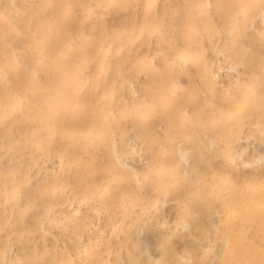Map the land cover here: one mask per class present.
I'll return each instance as SVG.
<instances>
[{
  "label": "rangeland",
  "instance_id": "374dc122",
  "mask_svg": "<svg viewBox=\"0 0 264 264\" xmlns=\"http://www.w3.org/2000/svg\"><path fill=\"white\" fill-rule=\"evenodd\" d=\"M143 1L130 0L125 4L124 1L119 3L112 0H69L67 10L65 0H0V20L3 21H0V58L22 60L19 68L10 70L13 62L8 60L10 64H2L0 70V96L4 94L0 97V264H161L160 258L164 259L163 264H264L263 115L257 122L259 124L246 120L237 131L232 130L236 132L235 137L228 127L230 133L219 134L220 142L214 146L209 145L208 139L203 140V135L192 136L187 144L193 149L214 151L210 161L214 168H207L206 173L194 176L195 184L182 173L183 162L177 163L176 159L162 158V154H158L160 147L157 143L166 144V133L170 129L161 131L159 127L156 136L144 147L137 137L146 135V131H115L114 120L107 122L102 130L104 133H98L101 128L98 125L104 122V113H113L123 106L128 113V124L135 126L134 120L138 116L135 113H139L134 109V104L143 99V89L150 88L148 79L153 75H134L137 60L149 62L153 57L157 66L165 45L158 41L166 39L173 47L164 50L168 59L166 64L171 66L173 49L181 48L183 43L177 31L170 29L168 23L181 15L189 0H156L155 10L147 8L146 11L148 15H152L153 11L158 12V17L163 20L161 32L151 38L144 35V40L139 38L133 44L127 40V47L118 52L121 48L116 39L120 31L127 32L129 25L140 22ZM218 1L210 3L214 12L220 6ZM222 2L226 5L221 12L225 16V29L230 30L234 19L238 25L244 26L242 29L249 38L245 45L252 49L250 56L254 65L259 64L251 71L259 74L260 63L264 59L261 55L264 38L260 36L264 26V5L260 13L259 9L247 7L240 0ZM66 11H69L68 16H64ZM45 12L48 15L45 16ZM47 24L52 31L39 39L34 29L38 25V28L41 25L46 28ZM27 26L31 31L30 38L25 34ZM110 39L116 41L111 42ZM84 41L93 46L82 50L79 46ZM194 43L196 45L191 46L192 50L200 51L199 43ZM203 43L204 56L200 57L202 60L205 58L203 64L208 68V77L212 78L213 91L210 94L206 92L207 88L201 86L192 75H175L174 80L182 81L183 86L174 97L176 107H179L178 103L183 104L193 97L197 98L198 104L209 102L217 108L232 107V97L228 98L223 88L232 86L235 89L234 84L238 83L239 78L245 81V70L243 66L226 61L229 58L227 53H220L205 40ZM104 44H109L110 49L105 56L106 74L100 75L99 62L103 59L100 50ZM241 44H237V47H242ZM40 50L47 56L43 54L38 64ZM63 51L68 57L67 62L59 58ZM76 58L85 61L81 74L73 71V63L78 61ZM168 62L171 64L168 65ZM40 64L42 67H39ZM35 68L40 70L38 80L34 77ZM171 68L175 70L174 65ZM128 71L130 73L125 78L124 74ZM246 74L249 75L250 71ZM188 79H192V82ZM70 81H75L77 85L75 91L78 93L75 96L71 90L73 82ZM58 86L63 91L59 88L60 92H56ZM8 89L13 91L9 94L10 98L9 95L5 96ZM26 91L28 94L24 103L16 101L10 104L15 94ZM110 92V100H115L113 106L116 104L113 110L103 103V97L110 96ZM78 99L85 100L80 109ZM56 104L59 109L54 107ZM33 105L37 108H33ZM12 109L17 111L12 113ZM259 111L263 112L264 108ZM56 113L58 116L62 114L61 117ZM155 114L154 119L146 120V124L144 122V126L148 128L153 123L164 122L166 114H158V110ZM180 114V111L174 114L178 125L183 122ZM240 115L230 113L228 118L233 120ZM88 118H92V126L81 132L80 126L87 124ZM30 120L34 121L33 124ZM26 121H30V124ZM37 122L39 125L35 124ZM74 125L75 128H72ZM87 138L93 141L89 142ZM102 138L104 141H101ZM10 141L16 145H11ZM112 142L116 145L120 143L119 150L123 153L118 160ZM172 144L177 145L175 142ZM171 163H177V166L170 167ZM162 164L167 165L163 173H158L157 180L152 179ZM117 168L121 169L118 176ZM108 184V193L104 195V187ZM43 186L47 189L44 190ZM33 197H39L41 202L38 198L34 203ZM185 212L189 214L186 221L183 218ZM15 220L19 221L16 223ZM17 233H22L21 237Z\"/></svg>",
  "mask_w": 264,
  "mask_h": 264
},
{
  "label": "bare ground",
  "instance_id": "6f19581e",
  "mask_svg": "<svg viewBox=\"0 0 264 264\" xmlns=\"http://www.w3.org/2000/svg\"><path fill=\"white\" fill-rule=\"evenodd\" d=\"M67 2V10H69V0H65ZM113 2H121L124 1V3H129L130 0H112ZM211 1L213 0H189V4L185 5L184 9L182 10V13L179 17H176L174 20H171L172 22H169L168 20V26L170 27V29H175L177 31V33L179 34V39L182 40V44H181V48L179 49H173V58H172V64L175 66V70L174 68L172 69L171 66H167V60L165 58V54H164V50L165 49H169L171 50L172 47V43H168V41H166V39H161V41L158 42H163L164 47L163 50H161V61H159V64L157 66H155L154 64V60L151 58L150 60H148L149 62H143L142 60H137V66H136V71L135 74H141L143 73L144 75H146L147 73H151L153 74L151 78L148 79V86L150 85V88L147 89L144 87L143 89V99L141 101H136V103L134 104V109L137 111V113L135 115H138L137 118L134 120L135 121V126L133 127V125H129L128 124V120L126 115L128 114L127 111L125 110L124 106L123 108H119L117 109L115 112H109L107 111V113H104V122L99 124L98 126H100V130L98 133H104L102 130L103 128L106 126L107 122L114 120V128L115 131H123L128 129L130 130H138L141 131V129L143 131H146L147 134L144 136H140L138 135V140H140V145L141 146H148L149 143L153 140V137L156 136L157 134V130L158 128L162 131V130H166V128L170 129L169 133H166L167 138H166V144L162 145L160 143H157V145L160 147L158 154H162L160 155L162 158H172L177 160L178 162H183V167H181V171L184 175H186L187 177H189V180L192 184H195L194 180L195 177L197 175H199V173H204L205 171H207V168H214L212 167L210 161L213 159V153L214 151H208L205 149H200L198 148V150L196 151L195 149H193L190 145H188L187 143L189 142L190 139H192V136H202L203 135V140L206 138L208 139V141L210 142L209 145L210 146H214L217 145V142H220V135H227L229 129L228 127L231 128V132H232V136L234 135L235 137V133L233 131H237L238 128H241L242 125L244 124L243 122L246 123V120L250 121V122H260L262 115L264 116V111L260 112L259 109L264 108V59H262L261 63H260V70L261 72L259 74L257 73H253L251 71L254 70V68L256 69V65H254V62L250 56V54H252V49L251 47H247L248 44L245 45V43H248L247 41L249 40V38H247V34L244 33V30L242 29V27H244L241 24H237L236 19H234L235 23L231 24L230 30L225 29L224 26V18L225 16L222 15V10L225 8V4L224 2H222V0H219V7L218 9H216V11L214 12V8H212V6L210 5ZM242 3H244L245 6L247 7H252L254 10L255 9H259L260 13H261V8L264 5V0H240ZM46 3V1L44 2ZM106 5V4H105ZM156 5V0H145L143 1L142 7H141V11H140V15H141V20L140 22L138 21V23L131 24L129 25L127 32H122L120 31L119 36L116 40L119 41V48H121L118 52H120L121 50H123V48L127 47V40H129L132 44L137 41L139 38H141V41L144 40V35H148L149 38H151L150 36H153L154 34H159L160 31V27H162V22L163 20L161 18L158 17V12L157 11H153L154 13L152 15H148L146 9L147 8H151L152 10H155L154 7ZM45 8V7H44ZM233 8V7H232ZM246 7H244L245 9ZM10 9V8H9ZM234 9V8H233ZM243 9V8H242ZM235 10V9H234ZM233 11V10H232ZM243 12V11H242ZM161 13V11H160ZM244 13V12H243ZM250 13V12H249ZM228 14V12H227ZM251 14V13H250ZM2 15V14H1ZM23 15V14H22ZM44 15V14H43ZM48 15V12H45V16ZM69 15V11L64 14V16H68ZM160 15V14H159ZM249 15V14H248ZM25 16V15H24ZM4 16H2L3 18ZM19 17V16H18ZM248 17V16H247ZM49 18V17H48ZM245 18V17H244ZM243 18V19H244ZM249 18V17H248ZM6 19V18H5ZM25 19V18H24ZM177 19V20H176ZM259 19V18H258ZM4 20V19H3ZM48 20V19H47ZM253 20V19H252ZM2 21V20H0ZM6 21V20H4ZM45 21V20H44ZM251 21V20H250ZM3 22V21H2ZM27 22V21H26ZM45 23V22H44ZM63 23V22H62ZM165 23V22H164ZM167 23V22H166ZM1 25V24H0ZM7 25V24H5ZM28 25V23H27ZM9 28V25H7ZM11 26V25H10ZM24 26V25H23ZM60 26V25H59ZM249 26V25H247ZM254 26V25H253ZM39 27V25H38ZM36 28L34 29L35 35L37 34V37H39V39L44 38L47 34H49L52 29L50 27L49 24H47V27L44 28L43 25L40 26V28ZM79 27V26H78ZM85 27V26H84ZM255 27V26H254ZM22 28V27H21ZM35 28V26H34ZM4 29V28H3ZM11 29V28H9ZM13 29V28H12ZM25 30V29H24ZM15 31V30H14ZM12 33V32H11ZM15 33V32H14ZM257 33V32H256ZM16 34V33H15ZM25 34L27 37L30 38L31 36V31L30 29L26 28L25 30ZM229 34V36H228ZM23 36V35H22ZM25 36V35H24ZM33 36V35H32ZM48 36V35H47ZM166 36V35H165ZM260 36L262 38H264V26L261 28V34ZM57 37V36H56ZM147 37V38H148ZM158 37V36H157ZM49 39V38H48ZM53 39V38H52ZM57 39V38H56ZM38 40V39H37ZM47 40V39H46ZM50 40V39H49ZM55 40V37L54 39ZM52 40V41H53ZM86 40V39H85ZM116 40H112L110 39L111 42H114ZM151 40V39H150ZM168 40V39H167ZM207 41L211 46L214 45L215 48H217V50L224 54L227 53V56L229 58V60L226 59V61H229L230 63H232L233 65H240L243 66L244 68V72L243 75L245 76V81L244 78H239L238 83L234 84L236 85L235 89L232 88V86H229L228 88H223L224 93L226 94V96L228 98L232 97V100L230 102L231 106H228L226 108H217L213 103H209V102H203V104H198L197 102V98L193 97L191 99H189L188 101H184L181 103H178L179 107H176V100L174 99V97L176 96L177 93H179L182 89V81H175L174 80V76L177 75L178 76H184V75H192L195 77V79L197 78V81L201 84V86L207 88L205 91L208 92L209 94L213 91V87H212V83H211V79L210 77H208L209 72H208V68L205 66V64H203V61L205 58H202L200 56H204L202 53L204 52V47H203V42ZM39 41V40H38ZM37 41V42H38ZM56 41V40H55ZM246 41V42H244ZM194 42H198V46L200 48V51H198L197 49H195L194 51L192 50L191 46L196 45ZM253 42V41H251ZM249 42V43H251ZM129 43V42H128ZM203 43V44H202ZM242 43V44H241ZM8 44V42H7ZM38 44V43H37ZM46 44V43H45ZM237 44H241L242 47L238 48ZM14 45V44H13ZM12 45V46H13ZM27 45V43L25 44V46ZM28 45H30L28 43ZM43 45V44H42ZM49 45V44H48ZM109 45V44H108ZM108 45H102L101 50H100V57L103 59L99 62V70H100V75L101 74H106V55H108L109 49L110 47H108ZM92 47L93 44H90V42L84 41L82 45L79 46V48H81L82 50L88 49V47ZM186 46V47H185ZM10 47V44H9ZM37 48V47H36ZM67 49V48H66ZM81 50V51H82ZM216 50V49H215ZM216 50V51H217ZM14 51V50H13ZM46 52L48 51L47 49L45 50ZM65 51V50H64ZM63 51V52H64ZM66 52V51H65ZM60 54L61 56H59L61 61H65L67 62V56L65 55L66 53ZM68 52V51H67ZM148 52V51H147ZM146 52V53H147ZM197 52V53H196ZM79 53V50H78ZM80 53H85V52H80ZM43 51L40 50L39 51V55H38V61L37 59H35L37 61V63L39 64V62H41L42 57H43ZM46 55V54H45ZM65 55V56H64ZM102 55V56H101ZM261 55L264 57V49L262 50ZM47 56V55H46ZM223 56V55H222ZM34 57V56H33ZM23 58V57H22ZM25 58V57H24ZM26 58H29V56H26ZM25 58V59H26ZM147 58V57H145ZM145 58H143V60H145ZM45 59V58H43ZM78 61L73 63L74 67H73V71H79V74H81L82 70H83V65L84 62L82 60V58H76ZM225 59V58H224ZM9 60V59H8ZM5 60L3 58H0V70H1V65L2 64H10V62H13V65L9 68L10 70H13V68L16 69V67L19 68V66L21 64H19V62H21L22 60ZM24 60V59H23ZM34 60V61H35ZM223 60V59H222ZM70 61V60H68ZM225 61V60H224ZM107 62L109 63L108 59ZM45 63V62H44ZM58 63V61H57ZM69 63V62H68ZM124 63V62H123ZM226 63V62H224ZM228 63V62H227ZM42 64V63H41ZM40 64L39 67H42ZM171 63L168 62V65H170ZM19 65V66H18ZM43 65V64H42ZM65 65V63H64ZM136 65V64H135ZM226 65V64H225ZM37 66V65H35ZM61 66V65H59ZM69 66V65H68ZM71 66V65H70ZM231 66V65H230ZM259 66V64H258ZM257 66V67H258ZM168 67H170L171 69H168ZM38 68V67H36ZM35 68V69H36ZM44 68V67H43ZM156 68V69H154ZM190 68H192L193 70H190ZM231 68V67H230ZM235 68V67H233ZM240 68V67H239ZM242 68V67H241ZM71 69V68H70ZM35 71V70H34ZM40 70L36 69V72H34V77L37 79L40 75V72H38ZM68 71V70H67ZM250 71V74H246V72ZM1 72V71H0ZM105 72V73H104ZM42 73V72H41ZM130 73V71L126 72L124 74L125 78L127 77V75ZM177 73V74H176ZM251 73H253L251 75ZM7 74V73H6ZM241 74V73H240ZM2 75V74H1ZM33 75V73H32ZM31 75V77H32ZM66 75V74H65ZM64 75V77H65ZM91 75V74H90ZM3 76V75H2ZM56 76V75H55ZM132 76V75H131ZM263 76L262 79H258L259 77ZM67 77V76H66ZM71 77V76H69ZM74 77V76H73ZM72 77V78H73ZM187 77V76H186ZM185 77V78H186ZM189 77V76H188ZM33 78V77H32ZM5 79V78H4ZM27 80H29L28 78H26ZM74 79V78H73ZM123 79V78H122ZM193 79V78H192ZM191 79V80H192ZM214 79V78H213ZM26 80V82H27ZM32 80V79H31ZM38 80V79H37ZM78 80V79H77ZM76 80V81H77ZM125 80V79H124ZM189 80V79H188ZM191 80L190 83L192 82ZM30 81V80H29ZM57 81V80H56ZM59 82V81H58ZM57 82V83H58ZM73 82V81H72ZM70 81V83H72ZM79 82V81H78ZM91 82V81H90ZM188 82V81H187ZM13 83V82H12ZM33 83V82H31ZM27 84V83H26ZM84 84V82H83ZM189 84V82H188ZM195 84V83H194ZM219 84V83H218ZM66 86V84H63ZM71 85V84H70ZM69 85V86H70ZM1 86V85H0ZM15 86V83H14ZM22 86V85H21ZM31 86V85H30ZM72 93L75 96L78 92L75 91L76 89V83L75 81L72 83ZM147 86V87H148ZM191 86V85H190ZM193 86V85H192ZM60 87H62L60 85ZM59 86L57 87L56 92H58ZM4 88V87H2ZM29 88V87H28ZM33 88V86H32ZM29 88V89H32ZM43 88V87H42ZM5 89V88H4ZM34 89V88H33ZM56 89V86H55ZM62 89V88H60ZM28 90V89H27ZM41 90V88H40ZM29 92L31 90H28ZM63 91V89H62ZM183 91L187 92V89H184ZM55 92V95L58 96ZM60 92V91H59ZM76 92V93H75ZM10 93H13V91H9L6 90L5 91V96L9 95ZM2 94V93H1ZM28 92H24L22 94H18V95H14L15 98L14 100H10V104L13 102L18 101L19 104H21L23 101L26 100ZM31 94V93H30ZM53 94V93H51ZM50 94V95H51ZM4 95V94H3ZM1 95V96H3ZM0 96V97H1ZM31 96V95H30ZM60 96V94H59ZM111 92H110V96L107 97H103L104 99V104L105 105H109L112 107V110L114 109V105L113 106V102L115 101L113 99L110 100L111 98ZM6 98V97H4ZM10 98V95L9 97ZM2 99V98H1ZM29 99V98H28ZM47 99V98H46ZM179 99V98H178ZM3 100V99H2ZM9 100L7 102V104L9 105ZM58 98H56V102H57ZM32 101V100H31ZM34 101V100H33ZM48 101V100H47ZM51 101V100H50ZM61 101V100H59ZM36 102V101H35ZM64 102V101H62ZM80 102V103H79ZM24 103V102H23ZM30 103V102H28ZM45 103V102H44ZM58 103V102H57ZM65 103V102H64ZM50 104V103H49ZM52 104V102H51ZM72 104V103H71ZM82 104H85V100L84 101H79L78 99V107L79 109L82 108ZM104 104H102L104 107H106ZM112 104V105H110ZM62 105V104H61ZM60 105V106H61ZM122 105V104H121ZM145 105V106H144ZM35 105H33L34 108ZM39 106V105H38ZM48 106V104H47ZM68 106V105H67ZM108 106V107H109ZM36 107V106H35ZM52 107V106H51ZM54 107H58V104H56ZM75 107V106H73ZM145 107V108H144ZM157 109H156V108ZM220 107V106H219ZM37 108V107H36ZM61 109H63V106L60 107ZM129 108V107H128ZM144 108V112L142 113L141 110H143ZM8 109V108H7ZM10 109V108H9ZM52 109V108H49ZM59 109V107H58ZM60 109V111H62ZM68 109V107H67ZM188 109H190V111H188ZM57 110V109H56ZM72 110V108H71ZM101 110H103V108H101ZM106 110V109H105ZM111 110V111H112ZM134 110V111H135ZM156 110H158V114L161 113L163 115H165L164 117V122H160L159 124H152V126L150 127H146L144 126V122L150 118L154 119V114L156 113ZM193 110V112H192ZM17 109H12L11 112H16ZM53 111V110H52ZM70 111V110H69ZM135 111V112H136ZM179 111L181 112V117L183 118V122L182 125H178L177 122L178 120L175 118L174 114L179 113ZM187 111V112H186ZM8 112V111H7ZM57 112V111H56ZM68 112V111H67ZM66 112V113H67ZM62 113V112H61ZM64 113V110H63ZM191 113V114H190ZM232 113L233 114H241L240 116H238V118L236 117L235 119L232 120L229 119V114ZM57 114V113H56ZM55 114V115H56ZM71 114V113H70ZM130 114V113H129ZM157 114V115H158ZM194 114V116L192 115ZM62 115V114H60ZM59 115V116H60ZM77 115V114H76ZM100 115V114H99ZM156 115V114H155ZM58 116V114H57ZM56 116V117H57ZM58 116V117H59ZM259 116V117H258ZM61 117V116H60ZM196 117L197 119L193 120V118ZM201 119H200V118ZM229 117V118H228ZM258 117V120H257ZM23 118V117H22ZM51 118V117H50ZM54 118V117H53ZM66 118V117H65ZM20 119V118H19ZM24 119V118H23ZM28 119V118H27ZM61 119V118H60ZM59 119V120H60ZM95 119V118H94ZM29 120V119H28ZM45 120V119H44ZM33 124L34 121L30 120ZM28 121V122H30ZM56 121V120H55ZM67 121V120H66ZM25 122V119H24ZM27 122V121H26ZM27 122V123H28ZM36 122V120H35ZM47 122V121H46ZM60 122V121H59ZM63 122V120H62ZM15 123V122H13ZM41 123V121L39 122ZM61 123V122H60ZM87 124H83L82 126V131L81 132H85L88 130V128H90L92 126L93 120L92 118H88L87 119ZM131 123V122H130ZM30 124V123H28ZM35 124H38L35 123ZM57 124V123H56ZM112 124V123H111ZM132 124V123H131ZM146 124V122H145ZM170 124V126H169ZM259 124V123H257ZM39 125V124H38ZM51 125V124H50ZM55 125V124H54ZM59 125V124H58ZM149 125V124H148ZM213 130H209L210 127L214 126ZM256 125V124H255ZM29 126V125H28ZM37 126V125H36ZM43 126V125H42ZM109 126V125H108ZM113 126V125H112ZM260 126V125H259ZM52 127V126H51ZM151 130H149V128H151ZM72 128H75V125L72 126ZM11 128L9 127V130ZM58 129V128H57ZM228 129V130H227ZM8 130V131H9ZM40 130V129H39ZM55 130V129H54ZM113 130V129H112ZM233 130V131H232ZM38 131V130H37ZM53 131V130H52ZM51 131V132H52ZM73 132L77 133L76 130H72ZM127 131V132H129ZM26 132V131H25ZM54 132V131H53ZM29 133V132H28ZM40 133V132H39ZM125 133V132H123ZM136 133V132H135ZM141 133V132H140ZM230 133V132H229ZM228 133V134H229ZM9 134V133H7ZM4 134V135H7ZM12 134V133H11ZM69 134V133H68ZM78 134V133H77ZM94 134V133H93ZM122 134V133H121ZM3 135V136H4ZM59 135V134H58ZM91 135V134H90ZM103 135V134H102ZM30 136V135H28ZM98 136V135H97ZM95 136V138L97 137ZM115 136V134H114ZM122 138L124 137L123 135H121ZM237 136V134H236ZM19 137V135H18ZM36 137V136H35ZM103 137V136H102ZM223 137V136H222ZM225 137V136H224ZM223 137V138H224ZM56 138V137H55ZM39 139V138H38ZM46 139V138H45ZM53 139V138H52ZM88 139V138H87ZM91 139V138H90ZM115 139V138H114ZM129 139V138H128ZM43 140V139H42ZM54 140V139H53ZM82 140V139H81ZM84 140V139H83ZM92 140V139H91ZM91 140L88 139V141L90 142ZM98 140H100L98 138ZM97 140V141H98ZM202 140V139H201ZM202 140V141H203ZM223 140V139H222ZM221 140V141H222ZM12 141V140H11ZM10 141V144H14ZM41 141V139H40ZM93 141V140H92ZM101 141H104V138H102ZM100 141V142H101ZM126 141V143H128L129 141ZM82 142V141H81ZM99 142V144H100ZM123 142V141H122ZM172 142H175V144L177 145H173ZM183 142L184 145H181ZM198 142V141H197ZM196 142V143H197ZM240 142V141H239ZM59 143V142H58ZM87 143V142H86ZM96 143V142H95ZM104 143V142H103ZM102 143V144H103ZM118 143V142H117ZM199 143V142H198ZM227 143V142H226ZM9 144V145H10ZM113 144V142H112ZM111 144V146H112ZM120 143L113 144L115 145V148L117 150L116 152V159L118 157H120V155L123 153H121V151L119 150ZM8 145V147H10ZM16 145V144H14ZM94 145V144H93ZM98 145V143H97ZM161 145V146H160ZM173 145V146H171ZM199 145V144H198ZM74 146V145H73ZM72 146V147H73ZM85 146V143H84ZM83 146V147H84ZM127 146V145H126ZM12 147V146H11ZM75 147V146H74ZM82 147V148H83ZM17 148V147H16ZM15 148V150H16ZM130 148V147H129ZM132 148V147H131ZM9 149V148H8ZM14 149V148H13ZM67 149V148H66ZM81 149V148H79ZM93 149V148H92ZM69 150V149H67ZM87 150V149H86ZM126 150V149H123ZM130 150V149H129ZM128 150V151H129ZM17 151V150H16ZM85 151V150H84ZM70 153V152H69ZM87 153V151H86ZM60 154V153H59ZM63 155V154H62ZM110 155V153H109ZM112 155V154H111ZM110 155V156H111ZM114 157V156H113ZM61 158V157H59ZM147 159V158H146ZM60 160V159H58ZM118 160V159H117ZM149 160V159H148ZM64 161V160H63ZM81 161V160H80ZM116 163V160H114ZM161 161V160H160ZM67 162V161H66ZM84 162V160H83ZM90 162V161H89ZM87 163V162H86ZM177 163H171L169 164L170 167H174L177 166ZM90 164V163H89ZM62 165V164H61ZM85 165V164H84ZM89 166V165H88ZM167 166L166 164H162V166H160L158 168L157 174L152 176V179H158L157 177L159 176V174L163 173V168ZM168 166V167H169ZM208 166V167H207ZM90 167V166H89ZM121 167V166H120ZM71 168V167H70ZM87 168V167H86ZM92 168V167H90ZM118 169V168H117ZM92 170V169H91ZM94 170V169H93ZM120 170L118 169L116 176H118L120 174ZM122 172V171H121ZM176 174V171H174ZM28 173V171H27ZM80 173V171H79ZM159 173V174H158ZM206 173V172H205ZM75 174V173H74ZM124 174V173H123ZM181 174V173H180ZM179 174V175H180ZM78 175V174H77ZM169 175V174H168ZM171 175V174H170ZM74 179L76 178V175H74ZM115 176V175H114ZM165 176V175H164ZM172 176V175H171ZM170 176V177H171ZM183 176V175H182ZM195 176V177H194ZM29 177V176H28ZM149 177V176H148ZM147 177V178H148ZM162 177V176H160ZM125 178V177H124ZM168 178V176H167ZM180 178V177H179ZM73 179V180H74ZM116 179V178H115ZM150 179V178H148ZM151 179V180H152ZM184 180V178H182ZM194 179V180H193ZM92 180V179H91ZM125 180V179H124ZM76 181V180H74ZM142 182V181H139ZM8 183V182H7ZM27 184V182H25ZM71 183V181H70ZM77 183V181H76ZM24 183H22L23 185ZM40 185V184H39ZM38 185V186H39ZM57 185V184H56ZM139 185V184H138ZM141 185V184H140ZM145 185V184H144ZM147 185V184H146ZM160 185V184H159ZM14 186V185H13ZM27 186V185H26ZM42 186V185H41ZM110 185H106L104 187V195H106L108 193V187ZM44 187V186H43ZM70 187V186H69ZM73 187V186H72ZM92 187V186H91ZM160 187V186H159ZM194 187H196V185H194ZM10 188V187H9ZM14 188V187H13ZM37 188V187H36ZM46 187H44L45 190ZM83 188V187H82ZM141 188V187H140ZM139 188V189H140ZM39 189V187H38ZM47 189V188H46ZM84 189V188H83ZM136 189V188H135ZM81 190V189H80ZM142 190H144V187H142ZM158 190V188H157ZM165 190V189H164ZM170 190V189H169ZM28 191V190H27ZM43 191V190H42ZM41 191V192H42ZM69 191V190H68ZM159 191V190H158ZM194 192L197 193L196 190L193 189ZM11 192V191H10ZM19 192V191H17ZM37 192V191H36ZM70 192V191H69ZM159 193V192H158ZM42 194V193H41ZM169 194V193H168ZM167 194V195H168ZM171 194V192H170ZM80 195V194H79ZM159 195V194H158ZM195 194H193L194 196ZM29 196V195H27ZM33 196V194H32ZM41 196V195H40ZM12 197V196H11ZM31 197V196H30ZM51 197V196H50ZM68 197V196H67ZM72 197V196H71ZM39 197H37L38 199ZM42 198V197H41ZM46 198V197H45ZM174 198V197H173ZM13 199V197L11 198ZM34 199V197H33ZM30 199V200H33ZM37 199H34V203L35 200L37 201ZM68 199H70L68 197ZM72 199V198H71ZM29 200V199H27ZM41 199L39 198V202ZM76 200V199H75ZM74 200V201H75ZM5 201V200H4ZM3 202V201H1ZM7 202V201H6ZM12 202V201H11ZM50 202V201H49ZM8 203V202H7ZM85 203V202H84ZM30 205V204H29ZM33 205V204H32ZM31 205V206H32ZM42 205V204H41ZM35 206V205H34ZM40 206V205H39ZM43 206V205H42ZM105 206V205H104ZM13 207V206H12ZM27 208V206L25 207V209ZM51 210V208H50ZM189 212V211H188ZM219 213V212H218ZM183 218L184 221L189 219V214H187V212L183 213ZM225 215V214H224ZM222 216V215H221ZM227 216V215H226ZM24 219V218H23ZM229 219V218H228ZM16 221V220H15ZM19 220L16 221V223ZM181 221H183L181 219ZM116 222V221H115ZM14 223V222H13ZM182 223V222H181ZM15 224V223H14ZM23 224V223H22ZM21 224V226H22ZM230 224V223H228ZM19 225V224H18ZM220 225V224H219ZM15 226V225H14ZM24 226V225H23ZM22 226V227H23ZM246 226V225H245ZM20 227V226H19ZM18 227V228H19ZM26 227V226H25ZM16 228V227H15ZM27 228V227H26ZM25 228V229H26ZM20 229V228H19ZM2 230V229H1ZM21 230V229H20ZM25 232V231H24ZM222 232V231H221ZM15 233V232H14ZM20 233V232H18ZM17 233V234H18ZM23 233V231H22ZM21 234H18L21 237ZM109 232H107L106 234H108ZM220 233V232H219ZM100 234V233H99ZM111 234V233H110ZM14 235V234H13ZM25 235V234H24ZM27 235V234H26ZM105 235V234H104ZM237 235V234H236ZM16 236V234H15ZM18 236V238H20ZM238 236V235H237ZM17 240V238H16ZM23 241V240H22ZM25 241V240H24ZM18 242V240H17ZM230 242V240H229ZM228 242V243H229ZM238 242V241H237ZM233 243V241H232ZM7 246V245H6ZM5 248V247H4ZM230 249V248H229ZM164 251V250H163ZM162 251V252H163ZM161 255V254H160ZM159 255V256H160ZM163 256V255H162ZM21 259V258H20ZM186 259V258H185ZM29 259H27L26 261H28ZM161 260V264H163V258H160ZM220 262V261H219ZM158 263V262H157ZM24 264V263H23Z\"/></svg>",
  "mask_w": 264,
  "mask_h": 264
}]
</instances>
